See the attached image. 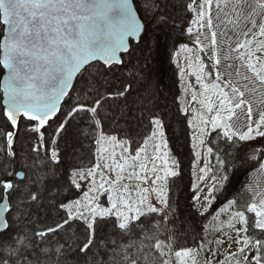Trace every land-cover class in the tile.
<instances>
[{
    "label": "trees",
    "instance_id": "1",
    "mask_svg": "<svg viewBox=\"0 0 264 264\" xmlns=\"http://www.w3.org/2000/svg\"><path fill=\"white\" fill-rule=\"evenodd\" d=\"M189 2L190 0H135L146 23L141 42L133 43L131 54L124 56L123 64L113 66L106 76L102 75L105 65L98 62L90 65L78 78L58 116L59 118L68 112L78 100H83L87 106H91L90 102L93 99L109 97L101 100L95 120L89 113L80 112L66 126V131L60 133L57 147L61 153V161L66 162L65 171L70 174L73 170L88 169L97 163L96 141L99 134L125 137L134 148H137L150 137L154 119H162L178 168L177 176L171 179L172 204L169 208L172 230L163 213L145 226L137 222L139 226H133L130 232L120 230L117 222H113V216L97 218L99 227L95 230L93 245L86 254L80 251L86 236L85 225L79 219L70 221L69 225H64L55 233H49L44 239H37L35 233L56 228L68 218L65 197L72 186L70 177L64 174L63 181L60 179L62 182L53 188L41 184L40 188L32 193L27 192L17 212L14 201L10 199L13 190L9 191L8 198L11 204L8 228L0 237V257L4 256L5 241L11 243L10 238L27 235L34 246L32 251L41 264H131L133 260L135 264H162V258L154 245L158 239L163 242L164 250L168 251L165 245L169 244L168 237L172 236L174 242L171 245V255L168 257L169 264H174L173 255L183 248L196 252L194 257L198 260L197 254H205L207 232L213 231L225 212L231 207L246 212L254 203L256 188H260V182H264L262 167L264 137L256 136L252 141H243L235 137L232 141L226 142L223 128L212 129L207 137V146L214 149L213 153L209 154L212 173L217 177L226 176L227 179L219 182L216 198L207 211H200L195 200V191L192 187L196 147L190 118L180 102L181 70L175 60V51L179 45L187 44L192 47L199 45L190 29L193 24L192 10L185 7ZM221 3L224 9V25H227L232 17L230 8L225 5L230 4V0H221ZM155 24L164 28V31L161 32L159 28V33L152 38L149 33L155 30V27H152ZM224 25L216 27L218 39ZM230 27L231 25H228V28ZM206 29L205 36L210 33L209 29ZM3 31L0 22V42ZM138 51L142 55L134 56ZM201 53L205 65H208L209 53L207 51ZM147 54L151 56L149 60ZM89 69L91 71L87 75ZM205 70L207 72L208 68ZM243 71L244 69H241V72ZM2 73L3 69L0 66V83ZM208 79L211 81L210 77ZM104 80L107 83L102 86ZM241 83L246 82L241 80ZM256 87V94L246 92L245 95L250 98L255 96L253 99L255 107L256 102L264 98V87L259 84ZM119 91H123L124 95L115 96L114 94ZM253 117L258 118L256 114ZM53 124L51 121L50 125ZM26 128L38 127L34 122L29 124L27 120H23L18 134H14L13 142L11 145L8 144L6 133L13 131V127L4 114L0 86V181L8 178L13 180L20 169H27L19 164L24 152L36 161H43L54 171L62 164L50 156L48 148L50 135L47 134L49 126L37 132L27 131L30 133L26 142L27 149L21 148L19 143L20 132ZM3 195L4 190L0 188V202L4 200ZM33 196L36 197L35 200L32 199ZM229 201H235V204L220 212L219 210L228 205ZM62 204L66 207H61ZM250 233L264 239V231L259 228H254ZM57 247H60L59 254L56 252ZM41 249L49 251L45 254L40 251Z\"/></svg>",
    "mask_w": 264,
    "mask_h": 264
},
{
    "label": "snow or ice",
    "instance_id": "2",
    "mask_svg": "<svg viewBox=\"0 0 264 264\" xmlns=\"http://www.w3.org/2000/svg\"><path fill=\"white\" fill-rule=\"evenodd\" d=\"M214 3L217 9L215 19L220 21L223 11L221 0H190L185 7L196 12L194 23L202 28L211 29L213 27L211 9ZM225 6L230 8L232 19L221 28L219 39L217 31H211L203 41L200 39V33L197 34L196 42L201 45L200 51L209 53L207 59L210 62L205 65L201 60L200 70L204 74L196 76L197 83L211 77L215 72L216 82L212 84V88L216 89L220 98L218 107L215 109L212 106L208 107L209 112L215 111V116L210 121H201L203 128L200 129V136L207 135L206 129L210 123L212 129H224L226 142L232 141L235 137L243 141H252L256 136L264 137V98L256 102L257 119H253L252 101L255 96L245 98L246 92L257 93V84L264 87V0H230V4ZM0 22L6 26L3 43L0 44L2 48L0 65L7 70V74L3 76V93L6 119L13 127V131L6 133L9 145L13 142L14 134H18L15 128L18 118H27L29 124L36 122L39 128L25 129L33 132L45 126L51 127L50 121L55 123L56 127L49 136V144L57 143L59 134L66 131V126L80 112L89 113L95 120L101 100L109 97L95 98L90 102L91 106H87L83 100H78L75 106L62 114L63 118L57 117V114L61 113V102L65 97H69L74 76L81 73L82 69L86 71L85 66L96 60L103 61L105 68L102 75L106 76L113 66L123 63L121 53L131 54L129 38H138L142 28L132 0H0ZM228 25L231 27L228 28ZM216 27L220 28V23ZM257 35L261 38L259 41L256 40ZM205 68H208L207 72H204ZM241 69L244 71L241 72ZM241 80L246 83H241ZM106 83V80L102 81V86ZM114 95L122 96L124 92L119 91ZM192 99H196L195 95ZM152 123L157 127L161 126L160 119H155ZM152 135L153 137L159 135L162 138L164 133L153 131ZM112 139L115 140L116 137ZM97 143L100 141L97 140ZM204 145L205 141L201 139L200 146ZM206 150L211 155L214 149L207 147ZM51 158L58 160V153L55 150L51 151ZM220 162L218 159V163ZM95 167L99 168L101 165L97 164ZM128 167L133 168L134 175L135 162ZM139 167L145 174L136 178L147 180L145 166L141 164ZM116 168L115 177L108 179L112 186L110 189H105L104 183L98 185L95 183L97 173L92 169L74 170L78 181L93 178L92 187L84 195L86 203L73 201L72 206L68 208V218L63 224L35 233L36 238L44 239L49 233H55L64 225H69L70 221L79 219L85 225L86 236L80 251L86 254L93 245L94 233L99 227L97 218L112 217L113 210H116L117 227L130 232L133 226H139L135 222H139L142 216L163 211V208H157L152 203L145 204L143 198L134 208L130 202L123 201L121 204L110 196L109 199L113 201L111 208L103 207L97 200L101 190L114 191L122 180L133 179V175H122L126 169L125 164H118ZM208 169L206 163L201 173ZM164 171V177H160L156 175V168L152 169L157 180L167 179L169 175L177 176V172L172 169ZM200 179L204 180L203 175ZM211 179L214 183L210 186L207 180H204L206 192L203 198L208 207H210L208 202L216 198L219 182L226 180L227 177H217L213 174ZM78 181H70L71 186L80 189L81 183ZM16 187L12 178L0 181L4 199H7L9 191ZM144 191L147 192L148 189ZM157 191L160 204L167 205L164 192L159 189ZM32 199L35 200L36 197L33 196ZM233 204L235 201H229L228 205L219 211L223 212ZM61 207L66 206L62 204ZM121 207L124 210H120ZM2 210H10L9 204L2 205ZM247 211L255 213L257 217L255 227L264 231V194L259 201V208L256 203H252ZM233 220L242 225L236 228L231 221L228 224V227L234 228L236 235L241 237L237 241L242 245L238 249L240 260H243L244 264H264V239L248 234L249 221L245 211H237ZM0 224L3 225L4 231H7L6 220L2 217ZM10 240L11 243L4 242V256L0 257V264H41L32 251L34 246L27 235L24 237L17 235ZM168 240L169 244L165 245L168 251L164 250L163 242L158 239L154 245L162 258V264H169L168 257L171 255L174 240L172 236H169ZM40 251L46 254L49 250ZM191 251L192 249L183 248L175 252L180 264H185L182 257ZM253 251L255 255L249 257L248 253ZM56 252L60 253V247H57ZM229 255L235 264H240V260L235 259V253ZM131 264H135V261H131Z\"/></svg>",
    "mask_w": 264,
    "mask_h": 264
},
{
    "label": "rangeland",
    "instance_id": "3",
    "mask_svg": "<svg viewBox=\"0 0 264 264\" xmlns=\"http://www.w3.org/2000/svg\"><path fill=\"white\" fill-rule=\"evenodd\" d=\"M138 8V7H137ZM221 8L222 3H221ZM139 10V8H138ZM224 10V9H223ZM213 13V27L209 29L211 31H217L216 25L220 23V26L225 24V20L223 18V11L221 13V20L217 21L215 19V13L217 11L215 3L211 9ZM193 21L196 19V12L192 11ZM155 16V15H154ZM150 19L151 16H150ZM158 24L153 25L155 30H150L152 33H149L150 37H154L164 28L158 27ZM158 27V28H156ZM191 32L196 36L198 32L200 33L201 41L204 40L202 36H205V32L207 31L206 27L202 28L198 24H192L190 28ZM161 31V32H163ZM210 35V33H209ZM208 36V33H207ZM256 40L259 41V36L257 35ZM141 42V41H140ZM139 42V43H140ZM138 43V44H139ZM206 43V42H205ZM201 45L197 46H188L187 44L179 45V47L175 51V60L181 70V95L180 102L184 111L188 114L190 118V122L193 128V139L196 147V161L194 165V184L192 189L195 191V200L198 204L200 211H205V207L207 210L210 209L214 200L209 201L210 207L204 201V195L206 192V186L204 180H207V184L210 186L214 183L211 179L213 176L211 164H210V155L207 152V137L209 133L212 131L211 124L209 123L206 129L207 135L200 136V129L203 128L202 120L210 121L215 116V111L209 112L208 107L212 106L213 109L218 107L220 98L217 95L216 89L212 88V84L215 83V76H211V81L206 78L202 82L197 83L196 76L203 75L204 73L200 70V62L203 60L202 53L200 51ZM137 50V49H136ZM141 56L142 54L138 51L134 56ZM150 54H147V60H149ZM124 61V59H123ZM139 61V60H138ZM143 62V61H142ZM145 62V61H144ZM150 61H148L149 63ZM204 63V60H203ZM145 64V63H144ZM205 64V63H204ZM91 69L87 71V75H89ZM94 71V70H93ZM204 72L206 70L204 69ZM3 74V73H2ZM215 74V73H214ZM86 76V75H85ZM2 77V76H1ZM207 85V87H205ZM136 94H133V96ZM195 95L196 99L193 100L192 96ZM249 99L250 97H246ZM253 102V101H252ZM254 111L256 109L255 104L253 102ZM239 113V110H237ZM254 113L253 115H255ZM59 118H63L60 116ZM160 119V118H156ZM235 119V118H234ZM253 119H255L253 117ZM155 120V119H154ZM161 121V126L157 127L154 124L152 125V131L150 137L143 142L140 147L134 148V145L125 137L118 136H104L99 134L98 139L100 143H97V163L88 169H92L97 175L95 176V183L98 185L100 183H104L105 189H110L112 186L108 183L109 177L114 178L116 175L118 164H125L126 169L125 172L122 173L124 176L133 175V168L128 167L135 162L134 175L132 180H122L120 185L116 186V190L114 191H104L101 190L100 195L97 197V200L103 207L111 208L112 200L109 199L111 196L113 200L120 202L122 204L123 201H128L135 208L140 199H144V203H152L157 208H163L162 212L155 214H147L146 216H142L140 221L141 225L145 226L150 221H154L158 218L160 213H163L168 225L171 227V219H170V211L169 207L172 204V194H171V179L172 177L169 175L167 179L157 180L155 175L152 172L153 167L156 168V175L160 177H164L165 169H172L178 173L177 168V160L172 156V149L170 143L167 140L164 123ZM25 125V124H23ZM24 127V126H23ZM56 124L47 129V134H51L55 129ZM69 131V130H68ZM156 131L157 133L163 132L164 136L161 138L159 135L153 137L152 132ZM70 133V132H68ZM60 135V134H59ZM30 133L25 129H22L20 132V140L19 143L21 148L27 149L26 142ZM112 137H116L115 140ZM59 139V137H58ZM57 139V141H58ZM203 139L205 141V145L203 147L200 146V140ZM20 148V146H19ZM55 150L58 153V162L61 161V153L56 144H50L49 153L51 156V151ZM199 153V155H198ZM66 157V155H65ZM61 165L54 171L49 167L46 163L40 160H35L33 157H30L28 154L23 153L20 158V163L24 165L27 169H20L19 171H23L26 173L24 179H19L18 174L13 178V183L17 186L10 194V199L14 201L16 210L21 206L22 202H24V196L27 192L32 193L37 188H40L41 184H45L48 188H53L56 184L61 183L63 181L62 177L65 178L64 174L70 177L72 180H77L78 177L75 176V171L73 170L71 174L66 172V162L61 161ZM208 164L209 169L203 174L201 173V169L204 168L205 164ZM97 164L101 165V167H95ZM143 164L145 166L147 180H139L136 177L142 176L145 173L140 169V165ZM110 166V167H109ZM201 175H203L204 180L200 179ZM103 177V179H102ZM62 179V181L60 180ZM44 182V183H43ZM81 183L80 189L69 188L68 195L65 197L67 208L72 206L73 201H80L82 203H86L84 200V195L89 191L92 187L93 178L89 177L87 180L78 181ZM123 185L124 187H121ZM197 188L200 190L198 191ZM144 189H148L147 192ZM162 190L167 199V205H161L158 197V191ZM257 191L254 195V203L257 204L259 208V201L262 198V194H264V182H260V188H256ZM259 191V193H258ZM120 210H124L121 207ZM115 211L113 210V222H118V218L115 217ZM239 211L236 209L230 208L229 211L225 212L223 217H221L215 225V228L210 233L207 232L205 237V254H197L198 260L194 257V251L191 253L185 254L182 259L185 264H235L232 257L229 253H235L236 260H240V256L238 253V249L242 247L237 241L241 239L236 235L235 229H230L228 227L229 221H231L236 228L241 227L242 225L233 220L235 213ZM16 217V213L14 214ZM75 215V213H73ZM245 215L248 218V234L251 235L250 232L255 227V221L257 219L255 213L249 211L245 212ZM137 223V222H135ZM251 223V224H250ZM251 226V227H250ZM214 232V233H213ZM213 233V234H212ZM254 233V232H253ZM256 234V233H254ZM253 236V235H252ZM258 238V237H256ZM249 257L255 255V252H249ZM196 263H195V262ZM174 264H180V260L173 255ZM240 264H244L243 260H240Z\"/></svg>",
    "mask_w": 264,
    "mask_h": 264
},
{
    "label": "water",
    "instance_id": "4",
    "mask_svg": "<svg viewBox=\"0 0 264 264\" xmlns=\"http://www.w3.org/2000/svg\"><path fill=\"white\" fill-rule=\"evenodd\" d=\"M132 4H133V7H134V10L136 11V13H137V18L140 20V23H141V25H142V28H141V31H140V33H139V36H138V38H129V45H130V50H131V48H132V45H133V43H139L140 41H141V39H142V36H143V34H144V32H145V30H146V23H145V21L143 20V18H142V16H141V14H140V12H139V10H138V8H137V5H136V3H135V0H132ZM2 23V22H1ZM3 25V24H2ZM6 26H4L3 25V28H5ZM5 33H4V31H3V35H4ZM3 43V36H2V38H1V42H0V44H2ZM126 54L125 53H121V57H122V60L124 59V56H125ZM0 57H2V48H0ZM101 63V64H103L104 65V63H103V61H100V60H96V61H91L90 62V65H92V64H94V63ZM124 62V61H123ZM123 64V63H122ZM122 64H119V65H122ZM90 65H87V66H85V68L87 69ZM1 67H2V65H0ZM2 69H3V67H2ZM85 70H81V73H77L76 74V76H74V79H73V85H72V87L69 89V96H70V94L72 93V91H73V89H74V87H75V84H76V82H77V80H78V78L80 77V75L84 72ZM7 74V70L6 69H3V74H2V77H1V83H0V86H1V91H2V104H3V107H4V114L6 113V106L4 105V99H5V97H4V93H3V76L4 75H6ZM67 98L68 97H65L64 98V100L61 102V111H62V107H63V105L65 104V102H66V100H67ZM59 114L60 113H58L57 114V117L59 116ZM6 116V115H5ZM23 120H27V118H18V124L15 126V128H16V130L18 131L19 130V128H20V126H21V122L23 121ZM9 121V120H8ZM51 122V121H50ZM49 122V123H50ZM9 123H10V121H9ZM34 123H36V122H34ZM37 127L39 128V126H38V124H37ZM45 127H47V126H45ZM44 127V128H45ZM43 128V129H44ZM43 129H39V130H43ZM18 178L19 179H24L25 178V172H23V171H19L18 172ZM4 204H9V209H10V204H11V200L9 199V198H7V199H4V200H2L1 202H0V217H2L4 220H6V223H7V226H8V216H9V211L10 210H8V211H3L2 210V205H4ZM8 228V227H7ZM5 231H4V227H3V225L2 224H0V237L3 235V233H4Z\"/></svg>",
    "mask_w": 264,
    "mask_h": 264
},
{
    "label": "flooded vegetation",
    "instance_id": "5",
    "mask_svg": "<svg viewBox=\"0 0 264 264\" xmlns=\"http://www.w3.org/2000/svg\"><path fill=\"white\" fill-rule=\"evenodd\" d=\"M37 124V123H36ZM48 148H50V144L48 143Z\"/></svg>",
    "mask_w": 264,
    "mask_h": 264
}]
</instances>
